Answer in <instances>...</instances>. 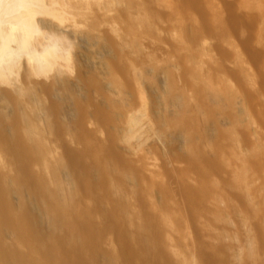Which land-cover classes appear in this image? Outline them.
<instances>
[{
	"label": "bare ground",
	"instance_id": "obj_1",
	"mask_svg": "<svg viewBox=\"0 0 264 264\" xmlns=\"http://www.w3.org/2000/svg\"><path fill=\"white\" fill-rule=\"evenodd\" d=\"M86 1H122L120 27L97 30L93 14L82 29L70 0H0V264H264V143L234 151L245 110L194 47L201 33H240L258 64L252 15L203 0ZM159 4L181 15L176 64L141 61ZM73 34L102 51L106 81ZM147 139L161 146L153 177L128 154Z\"/></svg>",
	"mask_w": 264,
	"mask_h": 264
},
{
	"label": "rangeland",
	"instance_id": "obj_2",
	"mask_svg": "<svg viewBox=\"0 0 264 264\" xmlns=\"http://www.w3.org/2000/svg\"><path fill=\"white\" fill-rule=\"evenodd\" d=\"M174 2L176 0H167ZM215 12H222L226 6L232 4L236 9H240L246 13H250L253 17L252 28L256 47L260 51V61L258 64L254 63L247 54L242 50L240 33H227L218 43L215 38L207 33H201L195 40L194 47L198 50L195 56L196 63L205 71L212 73L214 81L232 87L236 90V102L245 110V133L241 139H235L232 147L235 152L249 151L257 143H264V85L256 80L259 73H264V0H203ZM71 4L68 8L71 17L76 24L82 29H86L92 15H96L97 30L103 29L109 34H112L113 27L119 28V20L114 16L113 12L121 2L110 3L106 7L97 6L93 3H87L86 0H79L75 2L70 0ZM248 2L251 5H245ZM255 5H252L253 3ZM161 15L156 20V23L150 34L142 35L141 40V55H143L142 62H146L149 57H152L155 62L161 64L170 61L172 64L174 58V50L172 43L176 32L178 31L181 15L171 11L166 4H159ZM75 34V33H74ZM72 35L76 39L83 53L88 54L89 65L98 71L101 79L106 81L107 69L104 62L100 59L102 53L95 45L89 46L81 41L79 36ZM221 49V50H220ZM225 51L224 53H222ZM148 58V59H147ZM238 68L243 72L245 81L243 86H247L250 91V96L245 97L240 91L241 85L238 84L234 69ZM158 81L162 80L163 74L160 72L157 75ZM243 77V79H244ZM248 78V79H247ZM247 79V80H246ZM240 86V87H239ZM111 89L110 84L107 85V90ZM129 102L131 104L130 111H136L139 108V99L137 97V90L130 89ZM114 92L113 89L110 90ZM85 124L89 128L96 127L95 120L89 115L85 120ZM95 133L98 135L99 132ZM152 140H146L141 149H134L129 155L135 159L139 166V170L147 177H153L160 174V156L158 154L157 146L160 142L151 143ZM179 163V162H176ZM180 164V163H179ZM262 171L255 174L253 177L254 183L260 182ZM264 225V212L261 219ZM233 231V223L230 221L226 223L225 234ZM232 235V233H231ZM232 238V237H231ZM236 244L235 239H232Z\"/></svg>",
	"mask_w": 264,
	"mask_h": 264
}]
</instances>
